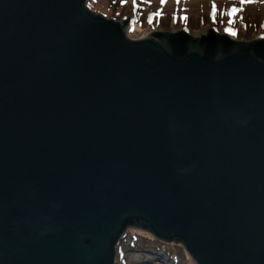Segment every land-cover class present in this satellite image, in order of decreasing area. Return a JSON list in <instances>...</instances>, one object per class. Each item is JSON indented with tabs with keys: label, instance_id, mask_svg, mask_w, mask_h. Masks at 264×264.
I'll return each instance as SVG.
<instances>
[{
	"label": "water",
	"instance_id": "obj_1",
	"mask_svg": "<svg viewBox=\"0 0 264 264\" xmlns=\"http://www.w3.org/2000/svg\"><path fill=\"white\" fill-rule=\"evenodd\" d=\"M87 0H0V264H114L129 225L264 264V36L126 34Z\"/></svg>",
	"mask_w": 264,
	"mask_h": 264
},
{
	"label": "rangeland",
	"instance_id": "obj_2",
	"mask_svg": "<svg viewBox=\"0 0 264 264\" xmlns=\"http://www.w3.org/2000/svg\"><path fill=\"white\" fill-rule=\"evenodd\" d=\"M86 4L107 17H129L126 34L130 38L145 37L153 30L180 28L195 35L213 28L245 40L264 36V0H87ZM233 8L237 9L235 13ZM248 19L254 26H247ZM114 264L196 263L181 243L128 228L117 244Z\"/></svg>",
	"mask_w": 264,
	"mask_h": 264
},
{
	"label": "trees",
	"instance_id": "obj_3",
	"mask_svg": "<svg viewBox=\"0 0 264 264\" xmlns=\"http://www.w3.org/2000/svg\"><path fill=\"white\" fill-rule=\"evenodd\" d=\"M86 6L88 7V8H90L91 10H93L92 8H91V6H89L88 4H86ZM94 11V10H93ZM247 26L248 27H250V26H254V24H252V23H254V21L253 20H247ZM164 29V28H163ZM162 30V29H161ZM236 34H238V33H236ZM235 34V35H236ZM233 37V36H232ZM233 38H235V39H237V40H245V39H240V38H243V37H241V36H238V35H236V36H234ZM128 228H132V230H135V231H140V230H145L147 233H149L151 236H153V237H155V238H157V239H159V240H162V241H172V242H179V243H181L182 244V242L181 241H178V240H164V239H162V238H160V237H158V236H156L154 233H152L151 231H149V230H146V229H143V226L141 225V221L139 220V221H136L133 225H129L128 227H127V229L125 230V232L128 230ZM183 245V244H182ZM184 247V246H183Z\"/></svg>",
	"mask_w": 264,
	"mask_h": 264
},
{
	"label": "snow or ice",
	"instance_id": "obj_4",
	"mask_svg": "<svg viewBox=\"0 0 264 264\" xmlns=\"http://www.w3.org/2000/svg\"><path fill=\"white\" fill-rule=\"evenodd\" d=\"M236 11H237V9H235V8L232 9V12H233V13H235ZM153 15H156V13H154ZM214 18H215V17H214ZM185 19H186V17H185Z\"/></svg>",
	"mask_w": 264,
	"mask_h": 264
},
{
	"label": "bare ground",
	"instance_id": "obj_5",
	"mask_svg": "<svg viewBox=\"0 0 264 264\" xmlns=\"http://www.w3.org/2000/svg\"><path fill=\"white\" fill-rule=\"evenodd\" d=\"M165 2V0H163ZM163 3V2H162Z\"/></svg>",
	"mask_w": 264,
	"mask_h": 264
}]
</instances>
